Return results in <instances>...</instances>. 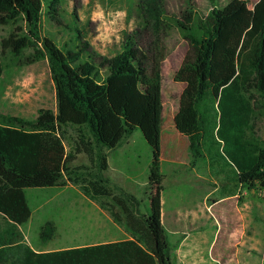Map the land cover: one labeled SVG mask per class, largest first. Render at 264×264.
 I'll use <instances>...</instances> for the list:
<instances>
[{
	"label": "trees",
	"instance_id": "obj_1",
	"mask_svg": "<svg viewBox=\"0 0 264 264\" xmlns=\"http://www.w3.org/2000/svg\"><path fill=\"white\" fill-rule=\"evenodd\" d=\"M60 1L0 0V26L20 22L0 40V76L6 53L25 57V64L46 59L56 98L55 111L39 108L32 119L0 114V264H171L161 222L165 38L176 28L190 46L174 74L184 87L173 118L189 154L203 156L213 141L239 185L264 188V135L255 129L256 119L264 118V0L252 8L246 0H229L221 8L212 5L206 15L191 0L178 13L168 10L167 0H136L135 26L121 31L116 51L98 62L41 38L43 9L54 19ZM26 48L34 52L26 55ZM68 126L77 134L70 151L63 143ZM207 127L212 134L205 145ZM138 129L151 148L144 212L135 195L122 189L113 194L103 174L106 151ZM80 153L89 164L71 167ZM65 180L92 198L110 197L113 220L123 221L131 238L35 251L21 229L31 215L25 189ZM54 233V223L45 222L39 241L47 243Z\"/></svg>",
	"mask_w": 264,
	"mask_h": 264
},
{
	"label": "rangeland",
	"instance_id": "obj_2",
	"mask_svg": "<svg viewBox=\"0 0 264 264\" xmlns=\"http://www.w3.org/2000/svg\"><path fill=\"white\" fill-rule=\"evenodd\" d=\"M191 1L200 15H206L212 5L221 8L229 0H214L213 4L208 0ZM246 1L247 6L252 8L256 0ZM135 2L136 0H61L54 19L48 17L43 9L40 36L51 39L64 51L82 50V58L98 62L99 56L111 55L116 51L121 31H129L135 26ZM167 2L168 10L172 13H178L187 4L186 0ZM18 24L20 22L1 25L0 40L14 31ZM165 47L166 55L169 56L163 62L164 129L160 144L164 150V158H168L170 150L176 151L174 148L180 145L179 132L174 129V124L171 127L167 125L171 118L173 120L179 104L176 93L165 89L169 81H174L176 72L175 67L169 69L168 62L172 51L179 48V60L182 63L190 46L180 31L174 28L165 38ZM37 48L41 49L40 43ZM33 52V48L24 50L26 55ZM24 60L25 57L21 60L14 59L9 53L1 58L3 72L0 76V114L32 119L39 108L55 111V89L47 60L40 59L29 64L23 63ZM172 102L174 109L169 114ZM255 123L256 132L263 136L264 118L258 117ZM211 130L210 127L206 129L205 145L212 134ZM76 138L75 128L65 127L63 143L67 151L72 149ZM128 140L125 143L127 146L124 145ZM122 142L117 155L114 153L116 147L106 151L109 164L107 163L103 174L109 179L113 194H118L119 189H122L135 195L141 201L140 210L144 212L148 208L146 193L151 148L139 129ZM212 143L208 147L204 146V155L198 158L194 159L187 147V155L184 153L182 156L184 163L166 161V158L160 163L164 175L161 194L162 216L164 214L162 224L169 243L171 264H181L178 252H190L193 257H198L203 252H215L217 260L209 262L210 264H264V188L248 189L239 185L235 181L233 168L220 155L218 145L213 141ZM82 164H89L84 153L78 154L70 166ZM230 190L237 193L238 205L245 206L242 210L238 208L234 211L232 216L227 213L234 210L233 200L221 201L219 205L212 206L214 201ZM25 194L33 217L30 223L22 226L29 241L34 244L40 240V226L47 221L55 225L54 236L48 241V246L51 247L79 246L120 236L117 227L111 225L116 221L112 220L108 210L110 197L92 198L83 192L79 184L66 180L60 186L26 188ZM197 206L201 215V220L197 222L190 220L188 224L185 219L169 216V210L192 212ZM241 212L246 216L243 231L239 223ZM232 219H236L238 223H234ZM116 223L129 233L123 221ZM184 237L186 241L182 245Z\"/></svg>",
	"mask_w": 264,
	"mask_h": 264
},
{
	"label": "crops",
	"instance_id": "obj_3",
	"mask_svg": "<svg viewBox=\"0 0 264 264\" xmlns=\"http://www.w3.org/2000/svg\"><path fill=\"white\" fill-rule=\"evenodd\" d=\"M248 7L251 8L250 6H248ZM180 54H181V50L179 48L173 50L172 53H171V57H170V60H169L168 64H169V69L175 67L174 68V72L178 69L179 65L181 64V61L179 60V55ZM168 56L169 55H166L164 61L167 60ZM176 65H178V66L176 67ZM162 80H163V65H162ZM183 87H184V84H182L180 82H177L175 80L174 81L171 80L166 85L165 89L166 90L168 89V91H171V93L172 92L176 93V95L179 98V96H180V94H181V92L183 90ZM163 90L164 89H163V82H162V91H161L162 92V103H163ZM173 106H174V104L172 102L170 104V106H169V107H171L168 110L169 114L171 113ZM163 110H164V106H163ZM172 123H173V120L171 118V121H169L167 123V125L171 127ZM163 129H164V126H163V111H162L161 133H162ZM176 133H178V132H176ZM178 134H179V139H180V142H178V143L180 145H178L176 148H174L176 151H173V149L170 150L168 158H166V157L165 158H166V161L173 160V161H177L179 163H184V158H182V156H183L184 153L187 155L186 149L188 147V140H187L186 136L182 135L181 133H178ZM160 139H161V134H160ZM128 142H129V140L127 142H124V145H126ZM121 145L122 144H120L119 146L116 147L117 149H116V151H114V153L116 155L119 152V148L121 147ZM163 153H164V150L161 147V162L165 160V158L163 156ZM107 163L109 164V161ZM162 170L163 169H161V171ZM227 200H233L234 201V202H232V205L234 206V210L233 211L231 210V212H228L227 213L228 216H232L234 211H237L238 208H240L241 210L243 208H245V206L243 207L242 205H238L237 193L236 192L233 195H224L223 197L220 196L216 201L213 202L212 206L213 207L217 206V205L220 204L221 201H227ZM161 204H162V208H163L162 201H161ZM198 208L199 207L197 206L195 208V210L193 209L192 212H189L188 210H180V209H178L177 211L169 210V216H172L174 219L175 218H177V219H185L186 223H188V224H189L190 220L192 222H197V220H201V215H200V212H199ZM165 215H167V212L165 213ZM32 217H33V211H31L30 218L24 225H26L27 223H30ZM240 217L241 218H240V222L239 223H240V226H241V231H243V228H244L243 226H244V221H245L244 218L246 216H243V214L241 212L240 213ZM232 221H234V220L232 219ZM116 222H118V221H116ZM116 222L111 223V225H114L115 227H117V230L119 231L120 236L117 237V238H114V239H110L108 241H120V240L130 239L131 238L130 233H127L123 229H121L120 226L117 225ZM161 222H164V214L162 216V211H161ZM234 223H238V221L235 219ZM100 225H103V224L100 223ZM235 227L237 228L236 225H235ZM21 229H22V231L24 233V238H25L26 242L35 251H48V250H54V249H64V248H68V247H73V246H68V245H65V246H63V245H61V246H52L51 247V246H48V242L47 243H41V241H39V242L34 244L31 241H29V239L27 237V233L23 230V226L21 227ZM185 241H186V237H184V240L182 241L181 244L183 245ZM100 242H107V240H105V241H95V242H92V243H84L82 245L95 244V243H100ZM177 254H179L178 257L181 259V261H180L181 264H193L194 261H197L196 264H210L209 262H211V261L215 262L217 260L215 252H203V253H201V255L198 254L197 255L198 257H193L190 252H178Z\"/></svg>",
	"mask_w": 264,
	"mask_h": 264
}]
</instances>
